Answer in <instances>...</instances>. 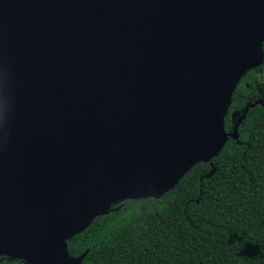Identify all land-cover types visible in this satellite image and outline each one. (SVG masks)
Masks as SVG:
<instances>
[{
	"label": "water",
	"instance_id": "obj_1",
	"mask_svg": "<svg viewBox=\"0 0 264 264\" xmlns=\"http://www.w3.org/2000/svg\"><path fill=\"white\" fill-rule=\"evenodd\" d=\"M263 63L264 0H0V256L83 264L96 217L239 141Z\"/></svg>",
	"mask_w": 264,
	"mask_h": 264
},
{
	"label": "trees",
	"instance_id": "obj_2",
	"mask_svg": "<svg viewBox=\"0 0 264 264\" xmlns=\"http://www.w3.org/2000/svg\"><path fill=\"white\" fill-rule=\"evenodd\" d=\"M264 99V63L236 88L231 113ZM211 162H198L161 198L127 199L68 241L83 264H264V106L249 109ZM215 173L207 177L212 166ZM201 178H203L201 180ZM0 264H30L0 256Z\"/></svg>",
	"mask_w": 264,
	"mask_h": 264
}]
</instances>
